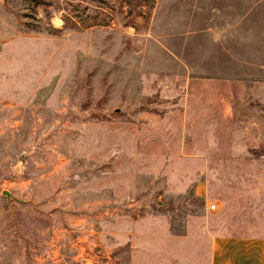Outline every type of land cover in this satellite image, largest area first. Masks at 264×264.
I'll return each mask as SVG.
<instances>
[{"label":"rangeland","instance_id":"obj_1","mask_svg":"<svg viewBox=\"0 0 264 264\" xmlns=\"http://www.w3.org/2000/svg\"><path fill=\"white\" fill-rule=\"evenodd\" d=\"M207 230L264 237V0H0V264H209Z\"/></svg>","mask_w":264,"mask_h":264},{"label":"crops","instance_id":"obj_2","mask_svg":"<svg viewBox=\"0 0 264 264\" xmlns=\"http://www.w3.org/2000/svg\"><path fill=\"white\" fill-rule=\"evenodd\" d=\"M206 233L202 232L209 248V264H264V237Z\"/></svg>","mask_w":264,"mask_h":264},{"label":"built area","instance_id":"obj_3","mask_svg":"<svg viewBox=\"0 0 264 264\" xmlns=\"http://www.w3.org/2000/svg\"><path fill=\"white\" fill-rule=\"evenodd\" d=\"M208 209L213 211L216 209V204L215 203H211L209 206H208Z\"/></svg>","mask_w":264,"mask_h":264}]
</instances>
